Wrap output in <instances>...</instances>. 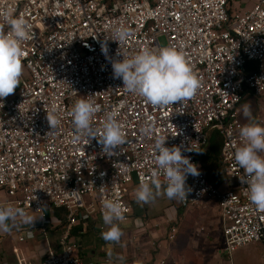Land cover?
<instances>
[{
  "label": "built area",
  "instance_id": "1",
  "mask_svg": "<svg viewBox=\"0 0 264 264\" xmlns=\"http://www.w3.org/2000/svg\"><path fill=\"white\" fill-rule=\"evenodd\" d=\"M5 11L26 19L31 38L21 45L29 76L0 99V204L22 207L36 219L32 228H13L15 242L0 234L8 243L0 264H8L10 255L14 264H95L81 250L75 227L81 223V232L102 220L105 198L121 203L123 218L133 216L132 187L150 178L152 145L161 134L165 146H180L199 171L187 176L190 191L179 204L215 201L227 253L264 244V211L248 200L244 172L233 158L242 143L239 129L248 122L241 111L245 98L253 96L254 118L264 124V0L244 12L231 0H0V13ZM119 25L129 35L118 44L112 38ZM102 42L111 59L123 58L117 50L130 55L143 47H176L200 80L197 94L167 107L146 103L113 78ZM80 98L100 107L94 128L105 111L118 112L126 142L115 155L103 153L95 138L76 139L69 113ZM51 110L60 119L55 129L46 119ZM215 130L225 171L218 185L208 181L196 156ZM54 209H62V218ZM52 230L59 231L54 242Z\"/></svg>",
  "mask_w": 264,
  "mask_h": 264
},
{
  "label": "clouds",
  "instance_id": "2",
  "mask_svg": "<svg viewBox=\"0 0 264 264\" xmlns=\"http://www.w3.org/2000/svg\"><path fill=\"white\" fill-rule=\"evenodd\" d=\"M0 99L14 93L20 84L23 72L21 45L31 38V29L23 16H11L8 12L0 13ZM5 27L8 31L5 32ZM129 35L124 25L113 29L112 40L118 44ZM101 51L110 59L113 78L122 79L123 88L138 95L155 107H167L192 99L200 88V80L185 56L174 46L160 48L143 47L133 54L117 50L122 59L108 57L106 42L101 43ZM100 107L91 99H77L70 110L71 122L76 139L95 138L102 146V152L115 155L116 149L126 142V135L117 119L116 110L105 111L99 129L94 128L93 117ZM247 123L239 129L242 143L237 146L233 158L243 170L241 182L247 185V198L256 209L264 211V124L258 122L252 114L251 105L241 106ZM50 129L60 124L55 110L46 112ZM149 127L142 128L147 134ZM165 135H157L151 150L154 168L150 178L141 179L134 190V198L140 205L154 203L158 197L183 202L187 200L190 188L186 187L188 175L198 176L197 166L181 153L180 146H165ZM192 151V149H188ZM199 151V150H196ZM163 177V180L161 179ZM103 224L101 238L108 243L118 244L123 235L116 221L123 219L122 205L115 199L101 201ZM36 217L29 215L22 207L0 204V232L5 234L13 228L19 230L22 225L32 228ZM11 222V223H9ZM31 235V232L28 233ZM109 259L113 264H125V257L109 250Z\"/></svg>",
  "mask_w": 264,
  "mask_h": 264
},
{
  "label": "rangeland",
  "instance_id": "3",
  "mask_svg": "<svg viewBox=\"0 0 264 264\" xmlns=\"http://www.w3.org/2000/svg\"><path fill=\"white\" fill-rule=\"evenodd\" d=\"M231 2L233 8L244 12L251 8L254 0ZM160 40L162 42L163 38ZM28 76V69L23 65L21 78ZM252 97L250 95L245 98L242 105H251L254 117L256 108ZM3 198L4 195L0 191V200ZM154 203L155 210H162L164 207L171 210V206L174 207L172 210L176 209L173 210L175 215L167 219L163 213H158L157 220L147 219L148 223L145 221L138 227L133 216L116 221L123 235L118 244L113 247L112 243H109L107 248L112 252L116 251L114 253H119L118 255H124L130 264H264V244L260 241L239 246L230 253L222 249L224 244L219 223V207L215 201L201 202L187 208L178 207V200H169L166 197H158ZM89 224L93 226L94 222ZM7 238H12L15 242L16 234L9 232ZM7 246V242H0V255L1 247ZM14 263L13 255H10L8 264ZM104 264H113V261L108 260Z\"/></svg>",
  "mask_w": 264,
  "mask_h": 264
},
{
  "label": "crops",
  "instance_id": "4",
  "mask_svg": "<svg viewBox=\"0 0 264 264\" xmlns=\"http://www.w3.org/2000/svg\"><path fill=\"white\" fill-rule=\"evenodd\" d=\"M241 6L243 7L242 3H241ZM222 180H221V182H222ZM136 188H137L136 186L132 187L131 202H132V207L134 208L133 209V211H134L133 217L136 220L135 224L137 227L140 226L139 223L141 222V220L144 222L145 221L147 222L148 220H152V219L157 220V217H158L157 214L158 213H163L165 215V217H167V219H168V217L175 215L174 211L176 209H173L174 210L173 211L172 208H174V207H172V206H171V210L169 207H164V208H162V210H155L156 209L154 207L155 203H150V204H145V205L138 204L134 198V190ZM178 203H179V201H178ZM192 206H194V205H191L188 207H192ZM178 207L183 208V206H181L180 204L178 205ZM185 208H187V207H185ZM166 210L168 212H166ZM9 223H11V222H9ZM219 223H220V219H219ZM100 224H103V220L96 221L93 226H90V224L88 222V224H86L84 226L85 229H82L81 232L79 229H81V227H83V225H81L79 227L77 226L78 228L75 227L76 233L78 232V234L75 233L76 239L79 240V243L82 246L81 250L83 252L88 253L89 256H91L93 258V260L96 264H104V262H107L108 260H110L108 253H109V250H111V249L107 248V244H109V243L105 242L101 238L100 230L98 227ZM141 225H143V224H141ZM220 226H221V223H220ZM58 232H59L58 230H52L49 232V238H50L51 242L56 241V237H57ZM113 245H114V243H112V246ZM114 252H116V251H114ZM114 254H119V253H114Z\"/></svg>",
  "mask_w": 264,
  "mask_h": 264
},
{
  "label": "trees",
  "instance_id": "5",
  "mask_svg": "<svg viewBox=\"0 0 264 264\" xmlns=\"http://www.w3.org/2000/svg\"><path fill=\"white\" fill-rule=\"evenodd\" d=\"M220 145L221 135L219 131L215 130L209 137L207 147L204 150H200L196 155L206 178L213 185L220 184L225 172L224 169H222L220 160ZM53 212L62 218V209H54ZM77 226H81V223ZM74 232L76 233V229H74Z\"/></svg>",
  "mask_w": 264,
  "mask_h": 264
}]
</instances>
